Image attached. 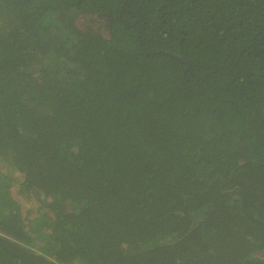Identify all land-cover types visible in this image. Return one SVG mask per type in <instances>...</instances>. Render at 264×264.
Here are the masks:
<instances>
[{"label":"trees","instance_id":"obj_1","mask_svg":"<svg viewBox=\"0 0 264 264\" xmlns=\"http://www.w3.org/2000/svg\"><path fill=\"white\" fill-rule=\"evenodd\" d=\"M0 264H264V0H0Z\"/></svg>","mask_w":264,"mask_h":264},{"label":"rangeland","instance_id":"obj_2","mask_svg":"<svg viewBox=\"0 0 264 264\" xmlns=\"http://www.w3.org/2000/svg\"><path fill=\"white\" fill-rule=\"evenodd\" d=\"M26 200V199H25ZM29 205V204H28Z\"/></svg>","mask_w":264,"mask_h":264}]
</instances>
